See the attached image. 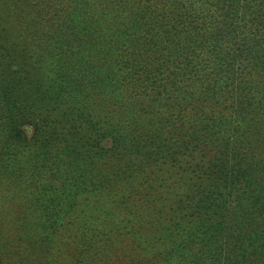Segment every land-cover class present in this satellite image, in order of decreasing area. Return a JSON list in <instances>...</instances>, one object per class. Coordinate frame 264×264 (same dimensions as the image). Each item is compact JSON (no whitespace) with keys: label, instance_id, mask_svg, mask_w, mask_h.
Returning a JSON list of instances; mask_svg holds the SVG:
<instances>
[{"label":"trees","instance_id":"16d2710c","mask_svg":"<svg viewBox=\"0 0 264 264\" xmlns=\"http://www.w3.org/2000/svg\"><path fill=\"white\" fill-rule=\"evenodd\" d=\"M39 168L0 264H264V0H0V219Z\"/></svg>","mask_w":264,"mask_h":264},{"label":"rangeland","instance_id":"374dc122","mask_svg":"<svg viewBox=\"0 0 264 264\" xmlns=\"http://www.w3.org/2000/svg\"><path fill=\"white\" fill-rule=\"evenodd\" d=\"M56 4V3H55ZM33 5V4H32ZM30 7H25V12L27 15L25 16L26 22L29 25H32L33 18L31 16ZM25 131L27 135L31 134V127L29 125L25 126ZM101 145L105 148H111L114 145L113 138L108 136L106 133L103 134V138L101 139ZM44 168L36 169L37 176L34 180L30 181L31 178L28 177L25 183L22 186L21 190H18L17 193L14 195L11 201L8 202L7 207L5 208V214H3L0 219V244L1 247H5L7 252H10L12 247L18 244V240H20L25 232V227L29 225L30 217L32 215L31 220H35L40 218L42 214V207L38 206L37 199L35 197V191L39 188L38 193L42 189L44 181L42 182V178H44ZM118 170V169H116ZM123 170V169H120ZM119 170V171H120ZM30 181V182H29ZM32 198H34V204H32ZM46 200L44 201L45 204L51 198L48 193H46ZM152 214V213H151ZM158 216V214L156 215ZM90 222L92 221L89 220ZM189 225H184V227H175V230H184ZM33 234H46L48 231L43 230H29ZM18 238V239H17ZM2 240V241H1ZM65 244H68L66 241H63ZM75 264H79L78 261Z\"/></svg>","mask_w":264,"mask_h":264}]
</instances>
